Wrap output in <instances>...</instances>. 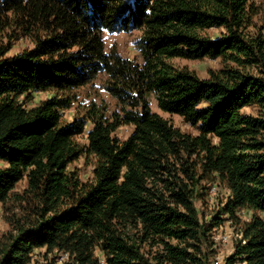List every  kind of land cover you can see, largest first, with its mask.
Returning a JSON list of instances; mask_svg holds the SVG:
<instances>
[{"label":"trees","instance_id":"obj_1","mask_svg":"<svg viewBox=\"0 0 264 264\" xmlns=\"http://www.w3.org/2000/svg\"><path fill=\"white\" fill-rule=\"evenodd\" d=\"M251 1L0 0V26L34 45L10 57L0 47V205L26 181L16 196L30 206L0 239V264L44 248L67 264H215L217 228L244 210L223 264H264V35L249 32ZM135 30L141 62L106 50L105 31ZM172 59L223 67L202 78ZM102 74L116 108L93 102L67 121L76 91ZM36 92L54 94L28 107ZM152 97L196 134L153 111ZM82 157L95 160L87 181L69 169ZM211 180L229 195L206 221L196 200Z\"/></svg>","mask_w":264,"mask_h":264},{"label":"rangeland","instance_id":"obj_2","mask_svg":"<svg viewBox=\"0 0 264 264\" xmlns=\"http://www.w3.org/2000/svg\"><path fill=\"white\" fill-rule=\"evenodd\" d=\"M256 10V15L253 18V26L249 29L251 34H255L261 31L264 35V0H252L251 1ZM10 17V16H8ZM221 30H209L208 35L212 38L220 36ZM141 31H105L103 35L105 47L107 51H116L125 58L133 59L141 62V55L138 49V43L141 40ZM32 41L23 34L16 26L6 27L5 25L0 26V47L6 50V56H14L23 50L33 48ZM170 63L177 68H188L196 72L200 77L206 78L209 75L210 70H219L223 67L221 60H186V59H172ZM106 76L100 75L93 83L85 86L76 91L77 103L74 104L72 109L65 111V119L72 121L76 117L83 116L85 108L91 103L95 102L98 105H106L109 110L116 108V100L108 94L105 90L104 85ZM52 92H36L32 94V99L28 103V107H34L40 104L43 100L53 96ZM152 109L155 112L160 113L165 118L170 119L172 123L182 129L184 132L196 134V131L184 120L177 115H169L161 112L154 97L151 98ZM244 113L258 115V111L254 108H246L243 110ZM264 114V112H263ZM90 127V126H89ZM132 128L123 127L119 130L118 136L125 139L131 133ZM78 142L82 145L87 144V134L78 137ZM95 164L93 157H82L78 161L74 162L70 166V170L76 171L81 179L87 181L92 177V170ZM203 186L208 189V193L204 196V200H196V204L200 209V212L204 215L205 220L209 221L213 215L223 207L226 199L229 195L224 185L217 181H204ZM27 188V182L22 181L16 187L11 194L10 198L5 204L0 205V239L4 235L12 232L14 226L23 224L28 218L30 212V206L23 201L22 198H17L16 195L22 196L25 189ZM212 188H216L215 193H211ZM223 222L217 228V231H226L232 233L233 239L227 244H219L218 252L215 255V264H223L224 259L231 253L234 244L241 239L242 225L249 221L252 217L251 211H238L236 218H230L224 216ZM145 251L149 253L150 257L154 256L157 248L151 250V248L145 247ZM69 262L68 256L63 253L53 252L48 253L46 249L35 250L32 254V260L29 264H67Z\"/></svg>","mask_w":264,"mask_h":264},{"label":"built area","instance_id":"obj_3","mask_svg":"<svg viewBox=\"0 0 264 264\" xmlns=\"http://www.w3.org/2000/svg\"><path fill=\"white\" fill-rule=\"evenodd\" d=\"M216 188H212L211 193L216 192ZM214 239L219 244H227L233 239L232 233L226 232V231H217L214 235Z\"/></svg>","mask_w":264,"mask_h":264}]
</instances>
